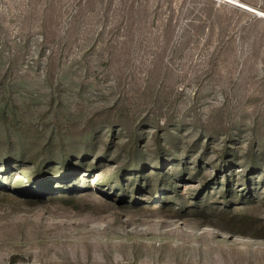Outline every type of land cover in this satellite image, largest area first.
<instances>
[{
	"label": "rangeland",
	"instance_id": "rangeland-1",
	"mask_svg": "<svg viewBox=\"0 0 264 264\" xmlns=\"http://www.w3.org/2000/svg\"><path fill=\"white\" fill-rule=\"evenodd\" d=\"M263 11L0 0V264H264Z\"/></svg>",
	"mask_w": 264,
	"mask_h": 264
},
{
	"label": "built area",
	"instance_id": "built-area-1",
	"mask_svg": "<svg viewBox=\"0 0 264 264\" xmlns=\"http://www.w3.org/2000/svg\"><path fill=\"white\" fill-rule=\"evenodd\" d=\"M260 18H263L264 19V11L263 12H259V13H256Z\"/></svg>",
	"mask_w": 264,
	"mask_h": 264
},
{
	"label": "bare ground",
	"instance_id": "bare-ground-1",
	"mask_svg": "<svg viewBox=\"0 0 264 264\" xmlns=\"http://www.w3.org/2000/svg\"><path fill=\"white\" fill-rule=\"evenodd\" d=\"M243 8V7H242ZM245 10H247L246 8H245ZM253 13H259V12H253Z\"/></svg>",
	"mask_w": 264,
	"mask_h": 264
},
{
	"label": "water",
	"instance_id": "water-1",
	"mask_svg": "<svg viewBox=\"0 0 264 264\" xmlns=\"http://www.w3.org/2000/svg\"><path fill=\"white\" fill-rule=\"evenodd\" d=\"M240 8H242V7H240ZM242 9H245V8H242ZM249 11V10H248Z\"/></svg>",
	"mask_w": 264,
	"mask_h": 264
}]
</instances>
